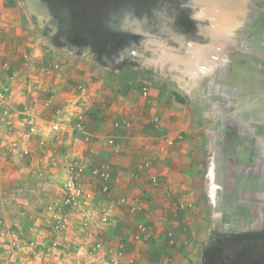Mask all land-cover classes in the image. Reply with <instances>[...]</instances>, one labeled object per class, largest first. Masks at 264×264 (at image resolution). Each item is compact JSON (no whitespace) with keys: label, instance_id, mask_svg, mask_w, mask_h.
Returning a JSON list of instances; mask_svg holds the SVG:
<instances>
[{"label":"crops","instance_id":"0c3cea01","mask_svg":"<svg viewBox=\"0 0 264 264\" xmlns=\"http://www.w3.org/2000/svg\"><path fill=\"white\" fill-rule=\"evenodd\" d=\"M195 3L201 8L176 35L171 70L136 67L122 78L114 76L110 90H95L90 102L98 106L88 118L92 137L72 133L66 123L70 102H79L69 98L73 77L64 76L60 84L43 78L36 85L43 91L29 93L15 80L9 101L13 119L4 121L12 127L0 123V219L13 231L11 238L44 249L43 258L26 253L29 264H165V257L166 264H176L179 255L193 258V247L176 250L168 243L209 241L217 223L200 212L198 200L205 187L208 196L214 186L218 150L240 185L245 178L252 181V189L242 191L259 192L264 181V0ZM81 77H74L76 83ZM26 110L39 118L32 137L23 132ZM57 112L65 122L54 133L50 122ZM109 137L121 147L110 145ZM230 146L234 151L224 149ZM68 157L108 165L106 180L89 172L81 178L94 194L96 209L108 208L113 222L96 217L83 227L75 209L64 204ZM103 184L109 193L102 191ZM258 209L264 218V202ZM58 218L61 227L54 231ZM207 226L203 235L201 227ZM184 228L183 237L177 236ZM10 241H0V263L10 253Z\"/></svg>","mask_w":264,"mask_h":264},{"label":"rangeland","instance_id":"374dc122","mask_svg":"<svg viewBox=\"0 0 264 264\" xmlns=\"http://www.w3.org/2000/svg\"><path fill=\"white\" fill-rule=\"evenodd\" d=\"M35 1L38 4L36 9L29 0H0V123H4L2 116L5 109L8 110L6 119H13L12 105L9 101L13 87L18 86L15 84L16 79L21 80V89L29 93L35 89L36 91H43V88H37L36 85L47 77L49 80L51 78L57 80L60 84V79L69 76L73 77L69 84L74 89L72 93H69V98L74 97L73 101L79 99V102L76 104L70 102L73 108L64 113L66 114V123L70 126L72 133L84 135V138L92 137L88 118L92 116L98 106L96 102L94 104L90 102L93 98L92 94L96 92L95 90L101 86L110 90V86L116 80L114 76L122 78L136 71V67L141 68L145 62L148 67L143 65L144 72L153 70L151 66L157 67L159 72L171 70V66L175 62L172 56L176 53V35H179L178 31L184 26L182 22L187 24L189 20H180L181 23H177L176 30V22L172 26L171 17L166 11L159 16L156 15L160 9L170 11V8H175L176 0ZM196 1L200 2V0H181L180 5L182 4L194 11L201 8L200 4L195 3ZM87 13H90L91 16L87 17ZM157 18L160 20V26L169 28V33L162 34L150 30V24L154 20L157 21ZM88 20H93L92 23L88 24L89 27L83 25ZM98 20H101L103 26L95 30L94 24ZM143 33H148L149 37L145 38ZM90 36L92 39L103 41L104 44L115 41L119 49L131 46L129 51L131 55L126 57L129 59L126 62L128 65L118 70L116 66L109 67L90 57L87 52ZM167 54L170 55L168 56L169 59ZM41 64L42 66H40ZM143 70L140 69L139 72ZM77 74L82 77L76 83L74 77ZM70 88L72 87L70 86ZM76 90L78 95L82 94L81 97H76ZM3 93L6 94V98H2ZM77 106H80L81 109L75 108ZM38 119L27 110L23 112L25 124L23 132L28 137L38 134L40 128L37 124L38 121H36ZM54 120H56L54 123L50 122V127L54 133H59L63 126L62 122H65L64 118L61 119L57 112ZM79 121L85 125L83 130L77 128ZM4 124L8 126V129L12 127V124L6 122ZM53 124H58L59 129L54 130ZM34 125L36 129L32 131L31 127ZM224 149L229 152L234 151L232 146L224 147ZM222 152V150H218L216 153L219 163L211 193H208L207 196L208 188L205 187L199 196L198 201L201 202L199 206L202 207L200 212L205 216L207 215L210 220L216 221L217 225L214 226L212 232H242L263 229L264 218L258 216V204L264 202V181L259 185V192H245L252 189L250 188L252 181L245 178V186L240 185L242 182L240 178H237L233 171H228L224 167L225 163L220 161L219 157H221ZM71 162L78 167H84L83 173L89 172L90 174H92L93 167L99 165L89 158L78 162L76 159L68 157L65 162L66 170ZM227 172H230L229 175ZM243 189L246 190L242 191ZM261 207L263 208V203ZM73 208L78 216L77 209ZM242 213H245L244 216H241ZM242 217L245 225H242L244 224ZM78 219L80 221L79 217ZM80 223L86 227L81 221ZM252 227L256 228L253 229ZM201 228L202 234L204 230L208 232L210 229L208 226ZM185 229L176 231V235L183 237ZM189 230L190 227H187V232H185H191ZM185 239L188 240L189 238L185 236ZM191 241L193 243H178V240L168 243L171 247L176 246V250L189 248V246L196 250L193 258H186V256L182 258L180 255L176 257V264H203L204 250L209 241L205 244L197 240L194 241V239ZM164 261L166 264L169 258L165 257ZM114 263L118 264L115 261Z\"/></svg>","mask_w":264,"mask_h":264},{"label":"built area","instance_id":"2783aa9c","mask_svg":"<svg viewBox=\"0 0 264 264\" xmlns=\"http://www.w3.org/2000/svg\"><path fill=\"white\" fill-rule=\"evenodd\" d=\"M6 94H2V98H6ZM8 115V110H4V114L2 116V120L5 121L6 116ZM154 120H158V117H155ZM31 123V122H30ZM85 125L82 121L77 123V128L83 130ZM36 126H32L31 130H35ZM53 129L58 130L59 125L53 124ZM108 143L112 145L115 149H119L121 144L114 138L109 137L107 139ZM26 152H28L26 150ZM84 167H78L74 163H69L68 168L66 170L67 177L63 183V188L65 190V198L64 204L70 207H75L77 209L78 217L84 226H90L95 222L97 219L102 223H111L114 221V217L110 215L108 208L101 207L98 211L95 207V204L92 203L94 200V194L92 191L88 190L82 182L81 175L83 173ZM92 174L94 176L100 177L106 180L109 176V167L106 164L96 165L92 169ZM102 191L107 194L109 193V187L106 184H103ZM191 204H188V206ZM59 206L56 204L52 207L53 211L56 212ZM61 227V220L58 218L57 224L55 225L54 231ZM142 231L146 232V239H148L149 231H146L144 226H140ZM13 235V231L6 227L2 220L0 219V241L6 240L9 238L11 241V250L9 255L6 257L4 261L0 264H29L30 258L26 256V253L30 252L31 256H36L43 258L44 257V249L38 247V244L34 241L30 242H20L14 238H11ZM173 242V241H170ZM101 242H97L95 245V249L101 247Z\"/></svg>","mask_w":264,"mask_h":264},{"label":"trees","instance_id":"16d2710c","mask_svg":"<svg viewBox=\"0 0 264 264\" xmlns=\"http://www.w3.org/2000/svg\"><path fill=\"white\" fill-rule=\"evenodd\" d=\"M203 264H264V228L256 231H213Z\"/></svg>","mask_w":264,"mask_h":264},{"label":"flooded vegetation","instance_id":"af4514ba","mask_svg":"<svg viewBox=\"0 0 264 264\" xmlns=\"http://www.w3.org/2000/svg\"><path fill=\"white\" fill-rule=\"evenodd\" d=\"M181 0H176V3L174 4L175 8H170L169 10H161L158 11L156 13L157 16H159L162 12H167V14L171 17L170 18V22L172 21V26H174V23L176 22V20H178L179 24L181 23L180 20H184L186 21L188 19V16L190 13L193 12V9H189L186 6H182L180 5ZM154 3V2H152ZM91 10V9H90ZM151 14V12H150ZM93 15V14H92ZM90 13H87V17H90ZM100 19V18H99ZM93 20H88L85 21L83 25L88 26L89 27V23H92ZM160 20L159 18H157V21L154 20V22H152L150 24V30L153 32H158V33H162V34H166V32L169 33V28H167L166 26H160ZM87 23V24H86ZM101 20L98 22H95V30L96 28H99L101 26H103V24H101ZM189 20L187 22V24H185L184 22H182V25L184 26H188L189 27ZM92 30V29H91ZM177 30V29H176ZM142 33V32H141ZM144 37L147 38L149 37L148 33H143ZM89 47L87 49L88 54L90 55V57H93L94 60L99 61L100 63L106 64L109 67H113L116 66V68L118 70H121L122 68H124L126 65H128V63H126L129 59H126L127 56L130 57V49L131 46H125L122 49H119V47L117 46V43L115 41H110V42H106V44L103 43V41H99L97 39H92V36H90V41H89ZM103 46H106L105 48ZM102 51V52H100ZM148 64H144V67H148ZM143 66V65H142ZM154 69V66H151V69Z\"/></svg>","mask_w":264,"mask_h":264},{"label":"bare ground","instance_id":"6f19581e","mask_svg":"<svg viewBox=\"0 0 264 264\" xmlns=\"http://www.w3.org/2000/svg\"><path fill=\"white\" fill-rule=\"evenodd\" d=\"M29 1H30V4L36 9L38 6L37 2L35 0H29Z\"/></svg>","mask_w":264,"mask_h":264}]
</instances>
